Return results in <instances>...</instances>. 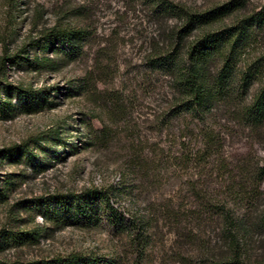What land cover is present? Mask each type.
<instances>
[{
    "label": "rangeland",
    "instance_id": "374dc122",
    "mask_svg": "<svg viewBox=\"0 0 264 264\" xmlns=\"http://www.w3.org/2000/svg\"><path fill=\"white\" fill-rule=\"evenodd\" d=\"M172 1L204 9L227 0ZM263 4L247 0L244 11ZM176 22L156 17L144 0H0V88H60L55 105L36 113L20 106L0 118V264L71 253L123 264H205L227 245L229 227L219 217L227 209L253 217L245 246L264 264V182L257 188L249 174L264 163V130L235 119V102L206 117L170 120L172 82L147 57ZM56 23L88 28L76 60L28 46ZM258 49L264 53V38ZM24 143L28 150L8 156ZM92 187L111 191L124 223L135 228L58 226L24 206ZM8 231H31L34 239L8 248Z\"/></svg>",
    "mask_w": 264,
    "mask_h": 264
},
{
    "label": "trees",
    "instance_id": "16d2710c",
    "mask_svg": "<svg viewBox=\"0 0 264 264\" xmlns=\"http://www.w3.org/2000/svg\"><path fill=\"white\" fill-rule=\"evenodd\" d=\"M144 1L156 17L177 21L170 29L164 30L162 44H158L147 57L148 66L172 82L170 120L185 115L206 117L220 103L235 102V119L252 132L264 130V53L258 49L264 38V4L248 14L244 11L247 0H227L204 9L172 0ZM89 40L88 28L56 23L41 30L28 46L45 54H56L64 60H76ZM23 61L30 67L37 66L28 58ZM49 61L45 59V64ZM58 90L60 88L55 86L34 89L1 83L0 118L12 117L20 106L30 113L43 111L56 104L54 100ZM15 96L18 97L17 105L13 102ZM41 140L35 141V145ZM29 147L25 143L12 146L8 148V156L14 158L19 150L24 152ZM248 173L245 171L246 175ZM249 174L260 188L264 182V163L257 165ZM11 186L13 183L9 178L8 192ZM3 198L5 191L0 187V200ZM25 203V208L40 213L45 222L53 225L85 229L107 225L122 234L135 228L131 220L130 225L124 223L125 217L112 203L111 191L105 189L92 187L78 193L40 196ZM249 216L247 213H231L228 209L220 213L222 224L229 227L226 231L227 245L205 264H260L245 246L249 237L246 228L253 218ZM260 222L264 227V218ZM30 238L34 239L31 231L17 234L8 231V248ZM0 242L1 248L5 239H0ZM27 264L123 263L103 255L71 253Z\"/></svg>",
    "mask_w": 264,
    "mask_h": 264
}]
</instances>
